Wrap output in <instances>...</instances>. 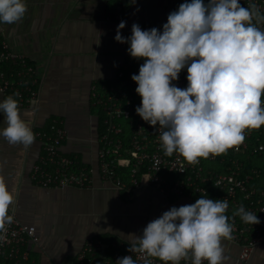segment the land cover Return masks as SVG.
<instances>
[{"label": "clouds", "instance_id": "9594fccd", "mask_svg": "<svg viewBox=\"0 0 264 264\" xmlns=\"http://www.w3.org/2000/svg\"><path fill=\"white\" fill-rule=\"evenodd\" d=\"M132 4L136 0H131ZM27 12L26 0H0V24H15ZM264 14L240 0H185L171 12L162 31L133 24L124 37L126 21L115 41L128 44V54L143 59L131 79L142 97L136 113L156 128L166 156L177 153L190 164L218 156L244 143L247 130L264 126ZM187 69V86H176ZM19 92L0 100L5 127L0 137L10 145L29 147L36 141L22 116ZM6 160L0 159V172ZM13 192L0 175V242L6 239ZM228 199L201 195L194 204L172 207L149 222L142 235L126 236L128 251L159 259L162 264H228L223 241L233 239L226 212ZM233 216L258 224L257 215L241 205ZM115 264H136L132 255Z\"/></svg>", "mask_w": 264, "mask_h": 264}, {"label": "crops", "instance_id": "0c3cea01", "mask_svg": "<svg viewBox=\"0 0 264 264\" xmlns=\"http://www.w3.org/2000/svg\"><path fill=\"white\" fill-rule=\"evenodd\" d=\"M26 2L20 21L0 24V42L37 68L39 98L32 106L20 107L22 116L34 133L53 119L63 121L68 132L63 152L82 166H97L102 125L89 93L95 84H109L129 57V45L114 39L121 21L108 18L112 0ZM184 2L128 0L122 35L129 37L134 23L142 30H162L168 15ZM5 126L0 114V127ZM42 155L37 137L29 147L10 145L0 137V159L7 161L0 175L13 192L17 218L36 226L39 242H27L24 249L39 264H72L90 239L127 242L128 234L142 235L146 225L165 211L191 203L186 196L165 199L147 184L129 195L103 183L98 175L90 187H42L33 179V167ZM223 245L228 264H264V246L241 261L239 245L227 240Z\"/></svg>", "mask_w": 264, "mask_h": 264}, {"label": "built area", "instance_id": "2783aa9c", "mask_svg": "<svg viewBox=\"0 0 264 264\" xmlns=\"http://www.w3.org/2000/svg\"><path fill=\"white\" fill-rule=\"evenodd\" d=\"M127 2L112 0L108 18L125 21ZM240 3L245 8L255 4L264 14V0H240ZM258 27L264 29V23ZM143 62L129 55L109 84H95L90 92L91 104L101 116L103 127L97 137V166H82L76 158L63 152L67 128L63 121L53 120L47 129L34 133L44 153L33 167L34 181L42 187L85 188L90 187L98 175L103 183L129 195L147 184L165 199L186 196L190 204L201 195L213 200L228 199L226 215L233 225V239L228 242L239 245V259L247 261L257 247L264 246V139L261 140L264 128L247 130L243 144L218 156L200 158L197 164L188 163L177 153L166 156L156 128L136 113L142 97L136 93L137 84L131 76L139 73ZM4 66H10L9 73ZM186 77L187 69H184L179 80L173 83L183 89L188 83ZM15 92L20 94L19 107L37 102V68L1 41L0 94L5 98ZM241 205L256 214L260 223H244L239 216H233ZM10 214L14 215V220L6 226V239L0 242V264H39L30 260L24 249L27 242H39L36 226L23 223L13 211ZM128 248V242L120 240L90 239L72 264H115L117 259L128 255H132L136 264H162L157 258L129 252ZM180 264H191V261L182 260Z\"/></svg>", "mask_w": 264, "mask_h": 264}, {"label": "trees", "instance_id": "16d2710c", "mask_svg": "<svg viewBox=\"0 0 264 264\" xmlns=\"http://www.w3.org/2000/svg\"><path fill=\"white\" fill-rule=\"evenodd\" d=\"M126 5H127V3L125 4V10H126ZM162 31V30H161ZM4 70L6 71V72H10V66H4ZM101 119V125H102V118H100ZM54 120V119H53ZM53 120H51L50 122H49V124L47 125V127H45V128H40V129H38V130H43V129H47L48 127H49V125L53 122ZM59 120V119H58ZM102 130H103V127H100V129H99V133L100 132H102ZM98 133V134H99ZM258 134V133H257ZM256 134V135H257ZM259 135V134H258ZM260 137H261V134L259 135ZM264 138L263 137H261V140H263ZM44 154V153H43ZM252 165L250 164L249 165V167H251Z\"/></svg>", "mask_w": 264, "mask_h": 264}, {"label": "flooded vegetation", "instance_id": "af4514ba", "mask_svg": "<svg viewBox=\"0 0 264 264\" xmlns=\"http://www.w3.org/2000/svg\"><path fill=\"white\" fill-rule=\"evenodd\" d=\"M89 100H90L89 102H90V104H91L90 93H89ZM91 106H92V104H91Z\"/></svg>", "mask_w": 264, "mask_h": 264}, {"label": "rangeland", "instance_id": "374dc122", "mask_svg": "<svg viewBox=\"0 0 264 264\" xmlns=\"http://www.w3.org/2000/svg\"><path fill=\"white\" fill-rule=\"evenodd\" d=\"M261 128H264V126H262ZM261 128H260V129H261ZM256 130H258V131H259V129H256Z\"/></svg>", "mask_w": 264, "mask_h": 264}]
</instances>
